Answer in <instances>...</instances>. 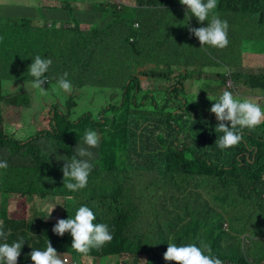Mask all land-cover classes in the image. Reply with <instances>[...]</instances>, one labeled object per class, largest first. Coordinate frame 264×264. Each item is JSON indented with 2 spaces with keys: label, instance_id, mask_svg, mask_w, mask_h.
<instances>
[{
  "label": "trees",
  "instance_id": "obj_1",
  "mask_svg": "<svg viewBox=\"0 0 264 264\" xmlns=\"http://www.w3.org/2000/svg\"><path fill=\"white\" fill-rule=\"evenodd\" d=\"M89 2L91 5L92 0ZM59 3L62 5L38 9V14L10 13L0 6V78L5 72L17 70L12 64L26 69L25 63L18 64L23 58L14 61L12 56L22 48L27 53L28 44L24 37L34 34L41 41L42 58L53 61L48 70L55 83L51 86L57 87L63 72L69 74L68 79L73 85L70 95L58 88L59 91L55 89L51 93L53 101L61 102L51 107V131L38 132L26 140H18L8 130L0 129V155L8 164L7 168L0 169V222L8 243L23 238L20 232L25 233L18 264H32L28 256L32 248H46L47 240L37 241L29 236L32 232L38 234V227L41 226L58 254L69 255V260H79L84 264L86 257L96 259V264L100 261L103 264L108 256L117 258L115 264H145L141 261L143 256L147 257V264H175L163 258L169 242L199 245L200 241L208 243L212 254L223 264H264L262 138L244 129L243 133L252 138H243L244 146L222 151L215 144L219 134L215 131V123L210 125L206 116L207 109L213 104L206 93L199 94L192 103L184 102L181 94L186 86L179 81L165 90L166 102L161 104L158 93L144 92L140 78H170L174 73L171 69L156 67L159 61L168 58L177 64L181 72L175 79H182L185 83L196 71H204L213 65L211 77H217V68L222 67L228 70L225 76L228 81L231 70L235 85H243L250 91L259 89L264 95V73L237 71L242 61L236 57L238 51L243 54L246 50L264 47V0H218L216 9L231 14L226 17L218 14L229 23V44L223 49L201 48L198 39L189 33L190 27L201 26L197 19L188 22L185 16L182 29L178 31L174 27L175 18L180 16L171 9L184 7L179 0H136V6L146 10L139 18L141 29L134 27L137 16H130V6L119 7L109 0L94 2L88 9L96 14L97 27L88 34L81 32V26L90 24L91 19L75 17L83 10L73 8L69 0ZM48 19L56 24L54 36L47 26L33 24L35 20L48 23ZM22 27L24 43L19 45L16 34ZM122 27L123 40L132 58H142V62L136 61L134 66L149 64L151 68L139 77L131 74L123 78L108 94L109 84L100 79L99 73L94 76L96 70L93 65L97 61L99 47ZM144 28H151L150 43L142 47L140 42L144 38ZM65 38L67 41L60 47L61 40ZM18 75L19 70L10 78L13 80ZM87 75L90 80H87ZM197 75L205 78L203 73ZM3 87L0 79V89ZM82 89L94 101L97 96L107 99L112 95L118 96L119 102L99 105L95 107L97 113L88 104L74 118L70 110L80 106ZM142 93L144 95L141 96ZM2 105L30 108L31 97L24 91L9 97L0 95V110ZM184 119H193L194 141L189 138V144L181 145L178 139L182 130L179 120ZM88 129L97 131L101 140L99 146L92 149L93 169L87 187L71 192L64 188L61 171L64 161L60 159H70L75 155V148ZM42 139L47 143L48 150L39 144ZM251 140L257 142L254 143L253 153L248 150ZM229 151L238 153L239 158L231 157ZM230 158H233L230 166L221 167ZM143 170L148 174L139 175ZM216 171L217 181L199 189L197 180L206 179L208 174ZM228 172L240 176L241 194L237 197L217 191V183ZM135 180H146L147 186H141L140 192H137L133 184ZM60 187L62 189L59 190ZM49 192L76 203L71 207L59 200L57 204L63 205L56 206L60 218L74 216L79 206L86 205L96 214L94 223L109 225L113 240L100 249H91L84 256L71 247L69 233L62 237L53 233L57 222L54 217L48 222L38 219L31 223L25 220L28 217L15 219L9 215L12 196L45 197ZM154 192L156 195H152ZM157 197L164 200L160 201ZM240 202L244 206H240ZM166 205L174 208L173 220L163 218V207ZM241 220L243 225L236 224ZM226 222L230 224V230L224 229ZM246 233L248 235L244 239L248 243L243 245L241 235Z\"/></svg>",
  "mask_w": 264,
  "mask_h": 264
},
{
  "label": "rangeland",
  "instance_id": "obj_2",
  "mask_svg": "<svg viewBox=\"0 0 264 264\" xmlns=\"http://www.w3.org/2000/svg\"><path fill=\"white\" fill-rule=\"evenodd\" d=\"M59 2H65V0H56ZM76 0H69L71 2V5L73 8H79L82 9L83 11L80 13V15H75L85 17V18H90L91 23L88 25H83L81 28V32L83 34H88L92 30H94L97 27V22H95L96 14L94 12L89 11V7L93 5L94 2H99L101 0H92V4L90 5L89 0H77V2H74ZM111 3H116L118 5H121L122 7H125L124 5L128 6H134L136 0H109ZM55 3L52 6H61V3ZM40 0H0V4H5V5H15L17 7H28V5H38L40 4ZM17 7H15V11L17 12ZM184 10L177 8V9H171L173 13L180 17H185L186 16V8L183 7ZM131 12V11H130ZM215 12L219 14L222 17L230 16L231 14L219 11L215 9ZM190 14V13H189ZM1 15V12H0ZM130 16H134V12L130 13ZM74 17V18H75ZM180 17L175 18V28L180 31V25H181V19ZM73 18V17H72ZM157 20V18H154ZM165 19H169L168 17H165ZM192 20H196L197 18L195 16H191ZM18 20V19H17ZM48 23H45L44 20H35L33 22L34 25L38 26H47L51 33L52 36H54V27L56 28V24L48 19ZM82 21V20H80ZM131 21V20H129ZM207 23V22H206ZM205 23V26H206ZM136 24L139 26L136 27ZM24 27V26H23ZM23 27L19 33L16 35L18 36L17 42L21 43V45L24 43L23 39ZM134 27L136 29H141V25L139 21L134 22ZM153 27V26H152ZM151 27V28H152ZM151 28H144V38L141 40L140 44L142 47H145V45H149L150 43V30ZM57 30V29H56ZM123 30L124 27L116 29L112 35L107 38L102 46L99 47L98 53H97V61L94 63V68H95V73L94 76L96 77V74L99 73V77L102 81L106 82L109 84V91L108 94L111 93V90L114 88L115 85H118L123 78L127 77L128 75L134 74L136 76H140L141 73L144 71H148L151 66L149 64L145 65H140L139 67H135L134 64L136 61H141L142 58L136 59L132 58L130 54V49L126 45L125 41L123 40ZM40 33V30H39ZM66 35V34H65ZM93 35L97 36L99 33H94ZM15 36V38H17ZM67 36V35H66ZM14 38V39H15ZM25 40L28 44V51L27 53L24 52V49L19 50L17 53H14L12 57H14V61H16V58L24 59L20 63H25L26 69L18 67L16 64H12L13 67L17 68V70L14 71V69L11 72L4 73L1 76V81H2V86H4L2 89H0V95L9 97L15 94L20 93L21 91L26 92L30 97H31V107L30 108H15V107H10L6 105H2L1 107V113H2V122L0 123V129H6L9 131V133L17 138L18 140H26L27 138L37 134L38 132L42 131H51L52 126H51V116H50V110L53 104H61L59 100H52L51 93L53 90L56 89V91H59L56 86H51L52 84H55L52 80L51 74L49 71L45 73V78L46 81L44 84V90H38V89H33L31 86V82L33 80V77H31L27 72H28V67L32 62V59L36 55H40L42 57V47L41 41L39 39H36L34 34H28L25 37ZM67 41V38L61 40L60 42V47L62 46L63 43ZM167 54H169V51H167ZM237 59L242 61V66L237 68V71L240 70L243 73H259L263 74L264 73V47L260 48H254V49H249L246 50L243 54L241 51H238L236 53ZM11 58V57H10ZM26 58L29 60V62L26 60ZM157 69H164V70H169L171 69L173 75L168 78H148V77H140L141 78V85L144 88V92L146 91H153L155 94L158 93V101L161 104H164L166 102V97H165V90L172 85L176 84L177 82H183L185 89L184 92L181 94V98L184 102L187 103H192L199 94L201 93H207V94H212L216 93L220 87L217 86L219 84V81H225V76L221 75L219 78L218 77H211L214 67L213 65L208 66L206 70L204 71H196L191 78L189 79L188 83H185L182 79H175V76H180V70L177 66V64L173 63L171 59L168 58H163V60L159 61L157 63ZM19 70V75L15 77V79H11L10 76L14 74V72ZM219 71L217 70V73ZM64 73V72H63ZM63 73L60 75L62 76ZM203 73L204 77H200L197 74ZM78 75V74H77ZM229 75L231 79L233 80V71H229ZM87 80H90V77L88 75L86 76ZM82 80V77H79ZM218 81V82H217ZM228 84V81H227ZM238 90L242 93H250L254 92L251 95H257L260 98H262L263 93L259 89H255L256 91H250L248 88L244 87L243 85L237 86ZM71 92H67L68 95H70ZM86 93H88L86 90L82 89L81 93L79 94V99L80 100V106L72 107L70 110V113L73 115L74 118H77L80 115V111H82L83 107L88 104L92 106V110H94V113H97V109L95 107L99 105H105L108 103H118L119 102V97H113L112 95L108 96L107 99H105L104 96H97L95 97V101L93 100L92 96H86ZM262 94V95H261ZM144 95V93L141 94V96ZM65 110H68V108H65ZM49 113V114H48ZM182 113V112H181ZM193 119L191 121H188L187 119L184 120H179V126L182 127L181 133L178 135V139L180 141V144L184 145L185 143L189 144V138L191 141H194V134H192L193 129H192V123ZM260 133L264 134V123L256 126L253 129V135L255 136H260L261 139V148L264 149V135H260ZM39 144L45 148V150H48L49 147L47 146V143H45V140H40ZM241 146H244L242 143H240ZM234 149V147H232ZM96 149V148H95ZM251 149V148H249ZM228 150V149H227ZM230 156L233 158H239L238 153H234L232 151H229ZM0 161H4L0 155ZM235 164V163H234ZM148 171L143 170L139 175L145 176ZM134 173L138 174V171H134ZM5 172L3 173V175ZM217 181V171L213 174H208L206 179H201L199 178L197 180V185L199 186V189H202L204 186H206L210 182ZM54 183V182H53ZM133 184L135 185V189L137 192H140L141 186L146 187L147 181H133ZM62 189V187L59 188V190ZM51 189H49L50 191ZM222 191L226 196L230 197H237L239 194H241V185H240V176L237 174L236 176L233 175L232 172L225 173L222 177V179L217 183V191ZM53 192V191H52ZM145 193H148L145 191ZM156 195V192L154 194ZM37 197V196H35ZM43 200H46L49 203L50 208L52 206L57 205V202L61 200L65 204H69L71 207L75 206L76 203L75 201H72L71 199H65L64 197H57L53 195V193H50L46 195L45 197L38 196ZM264 198V197H263ZM160 201H163V197H157ZM262 202V201H260ZM0 204H1V198H0ZM240 206H244L243 202H240ZM163 218H174L175 212L174 208L170 205H166L163 207ZM247 211L249 210L248 208L246 209ZM8 212L9 215L15 219H24L28 217L25 220H28L31 223L36 222L38 219H44V222L50 221L53 217L54 220L57 221V219L60 218L61 214L55 208L51 214L50 217L47 218L49 215V212H41L38 211L35 204H34V197L30 196H22V195H16L12 196L9 207H8ZM255 218H260L258 216H255ZM254 218V219H255ZM23 220V221H25ZM236 224L238 225H243V221H237ZM39 233L36 234L35 232H32L29 234L30 237H33L37 241L40 239H45L48 241L50 239L49 236L44 235V227H38ZM225 230H230V224L226 222L224 225ZM21 236L24 238L25 233L20 232ZM248 235V233L241 235L243 239V245L248 243V240H245V236ZM65 258H70L69 255H61V259L64 260ZM85 264H96L97 260L93 259L91 257H86L85 258ZM117 258H113L108 256L107 260L103 261V264H115ZM142 260H147L146 256L142 257ZM98 262V264H100ZM144 263V261H142ZM74 264H84V262L76 260Z\"/></svg>",
  "mask_w": 264,
  "mask_h": 264
},
{
  "label": "clouds",
  "instance_id": "obj_3",
  "mask_svg": "<svg viewBox=\"0 0 264 264\" xmlns=\"http://www.w3.org/2000/svg\"><path fill=\"white\" fill-rule=\"evenodd\" d=\"M180 4L186 8V16L190 13L195 16L200 23V27H190L189 33L198 39L201 48L205 46L223 49L228 46L229 23L226 19L220 18L215 12L218 0H179ZM121 5H119L120 7ZM184 9V8H180ZM205 22L206 26H205ZM138 27V24H136ZM206 50V49H205ZM53 61L50 58H42L36 55L28 67V74L33 77L31 86L33 89L44 90L47 81L45 73ZM68 73L64 72L57 81V88L64 92H71L73 85L68 79ZM48 82V81H47ZM210 101H215L210 108V112L215 115L217 126L215 128L218 139L215 144L219 149L227 150L239 145L243 140V130H252L264 121V107L253 102L248 97L234 95L233 92L224 90L218 97L208 95ZM100 134L92 129L84 132L82 141L75 148V155L71 158L65 157L61 171L63 173L64 188L71 192H76L87 187L88 178L93 169L92 160L94 153L92 149L99 146ZM8 167L7 161H0V169ZM34 204L38 211L49 212L50 217L53 210L49 203L40 197H34ZM96 214L92 208L81 205L77 208L74 216L69 218H59L52 231L57 236H64L69 233L72 237V248L86 256L91 249H100L105 244L113 240V231L106 223H94ZM0 264H18L21 249L24 245L23 238L8 243L3 224L0 222ZM28 253L32 264H67L61 259V255L48 240L44 250L35 249ZM166 261L175 264H223V261L212 254L211 246L200 241L196 243L177 244L169 242L167 250L163 254ZM107 260V258H106ZM147 264V260H141Z\"/></svg>",
  "mask_w": 264,
  "mask_h": 264
},
{
  "label": "crops",
  "instance_id": "obj_4",
  "mask_svg": "<svg viewBox=\"0 0 264 264\" xmlns=\"http://www.w3.org/2000/svg\"><path fill=\"white\" fill-rule=\"evenodd\" d=\"M41 1V3L40 4H38V5H28V7H17V6H15V5H5V4H0V6L1 7H3V8H5V10L6 11H8V12H10V13H12V12H16L14 9H15V7H17V12H19V13H23V12H32V13H34V14H38V9H45L46 7H49V6H52V5H54L55 3H58V1H56V0H40ZM131 7V12H134V15L135 16H137V21H140V17L141 16H143L145 13H146V10H144L143 8H139V7H137L136 6V4L133 6H130ZM182 10H184V9H182ZM130 12V13H131ZM186 18L188 19V22H191L192 21V19H191V14H188L187 16H186ZM180 19H181V25H180V30L182 29V27H183V19H184V17H180ZM85 25H87V24H84V26ZM83 26V25H82ZM81 26V27H82ZM217 70L219 71L218 73H217V77L219 78L221 75H224V76H226V73H227V71L228 70H224L222 67H218L217 68ZM218 82V81H217ZM217 86L218 87H220V89L216 92V93H212V94H207V95H209V96H211V97H213V98H215V97H218L220 94H222V92L224 91V90H228V91H231V92H233V94L234 95H238V96H241V97H248V98H250L251 100H253V102H256V103H258V104H260L261 105V107H264V95H262L263 97L262 98H260L259 96H257V95H251L252 93H254V92H250V93H242V92H240L239 90H238V88H237V86H239V85H235V82H234V88H231V87H229L228 86V84H227V79L225 80V81H222V80H220L219 81V84H217ZM210 101V100H209ZM212 103H215V101H211ZM211 108V107H210ZM210 108L209 109H207V119H208V121H209V123H210V125H213L214 123H215V126H217V120H216V118H215V115L214 114H212L209 110H210ZM264 123V121H262V123L261 124H263ZM249 132H251V134H253V129L252 130H249V129H247ZM218 134V133H217ZM218 135H222V134H218ZM260 135H264V134H262V133H260ZM243 138H245V139H251L252 137H250L249 135H248V133H243ZM241 143H243V142H241ZM254 143H257V142H254V141H252L251 140V142H250V144H249V146H250V148L251 149H248L249 151H250V153H253V150L255 149V147H254ZM240 146V144L239 145H237V146H234V147H236V148H238ZM247 157H249V156H247ZM232 159L233 158H230V159H228V160H225L224 162H223V164L224 165H221V167H227V166H230V163H231V161H232ZM237 160V159H236Z\"/></svg>",
  "mask_w": 264,
  "mask_h": 264
},
{
  "label": "built area",
  "instance_id": "obj_5",
  "mask_svg": "<svg viewBox=\"0 0 264 264\" xmlns=\"http://www.w3.org/2000/svg\"><path fill=\"white\" fill-rule=\"evenodd\" d=\"M228 86L231 87V88H234V83L229 75V79H228ZM64 260L67 261V264H74L76 260H69L68 258H65Z\"/></svg>",
  "mask_w": 264,
  "mask_h": 264
}]
</instances>
